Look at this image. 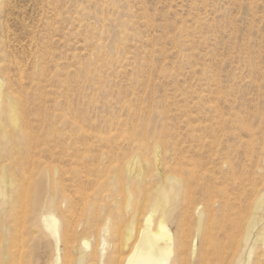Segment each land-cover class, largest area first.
<instances>
[{
    "label": "rangeland",
    "instance_id": "374dc122",
    "mask_svg": "<svg viewBox=\"0 0 264 264\" xmlns=\"http://www.w3.org/2000/svg\"><path fill=\"white\" fill-rule=\"evenodd\" d=\"M3 78L8 79L7 90L23 98V122L22 131L14 132L8 115H0L1 137L7 138L1 140L5 151L0 155V203L1 190L6 188L2 180L7 175L25 192L28 223L24 229L20 223V230L14 231L9 242L16 244L24 236L30 243L22 256L5 258L9 243L4 241L2 223L6 226L12 219L8 208L4 210L0 204V264L48 261L52 246L42 243L47 233L34 224L37 220L33 214L34 198L38 192L43 193L47 181L41 174L22 180V169H27V176L34 170L43 172V163L58 165L56 154L74 153L77 148L84 155L95 156L107 170L111 167L114 183L123 179L124 184V192H113L112 184L111 197H97L96 203L91 200L81 208L77 205L73 212L77 218L85 217L82 220L87 222L90 213L94 216L100 211L101 217H107L105 212H116L115 223L121 224L117 231L125 234L129 219L152 202L155 189L173 168L171 174L185 177L184 185L192 189L193 197H189L194 203L185 222L191 234L197 227L199 211L190 217L191 212L197 206L205 212L207 205L213 210L212 227L208 223L206 228L217 236V245L212 248L209 263L236 264L246 251L250 264H264V242L260 238L264 233V211L256 217L248 240L245 232L255 203L264 194V0H1L0 82ZM10 106L3 99L0 111L4 108L8 112ZM190 125H203V141L200 132L192 137ZM207 142L215 148L210 150ZM134 158L137 162L132 163L133 170H128ZM189 160L197 163L200 176L196 179L186 168ZM107 161L110 166H106ZM138 171L143 181L136 180ZM252 188L253 192L249 190ZM129 192L134 194L132 198ZM130 199L134 203L131 208ZM94 203L100 208L92 207ZM173 212L172 232L184 225L181 199ZM214 226L220 230H213ZM83 237L91 241L88 253L102 243L97 236L98 241L88 234ZM75 246L79 248V243ZM110 248L108 245L107 252Z\"/></svg>",
    "mask_w": 264,
    "mask_h": 264
},
{
    "label": "bare ground",
    "instance_id": "6f19581e",
    "mask_svg": "<svg viewBox=\"0 0 264 264\" xmlns=\"http://www.w3.org/2000/svg\"><path fill=\"white\" fill-rule=\"evenodd\" d=\"M0 3H1V0H0ZM72 59H73V57H72ZM75 69L76 68H74V70ZM77 76H75V78ZM66 78H68V77H66ZM3 80H4L3 82H0V104L3 103V99H6V100H8L10 102V105L11 106H10V109L8 110V112H7V110H5L3 108L0 111V115L1 116H7L8 115L9 123L14 128V132H21L22 131L21 123L23 121L21 122V120H22L21 118L22 117L20 118V116H21L20 115L21 114L20 113V110H21L20 106L22 105L21 102H22V99L23 98H21L20 96L16 95L12 91H8L7 90V87H8L7 85L9 84L8 83V79L7 78H3ZM67 83H66V85H67ZM75 84H77V83H75ZM42 88H43V86H42ZM5 90H7V91H5ZM67 98H69V96ZM5 108H6V106H5ZM216 113H217V111H216ZM60 115H61V113H60ZM222 117H224V115H222ZM216 120H217V117H216ZM195 123L197 124V122H195ZM223 124L224 123H221V125H223ZM201 126L200 125L199 126H196V125L195 126L194 125L193 126L192 125L188 126L189 127V132L191 133L192 137H195V134L198 133V132H200L199 136L201 134L203 135L205 133V132L204 133H201V130H203V125H201ZM247 127L248 126H246V128ZM241 128H242V126H241ZM248 128H247L246 131H248ZM212 130H211V132H212ZM75 131H76V129H75ZM220 131H222V130H220ZM223 132H224V130H223ZM228 132L229 131H227V133ZM258 132L256 131V133H258ZM2 134L3 133H1V131H0V155H1L2 151H5L3 149L1 140H6L7 139L6 137L5 138H2L1 137ZM187 134H189V133H187ZM213 134H212V138H213ZM217 134H219V133H217ZM259 134H260V132H259ZM261 134L263 135L262 132H261ZM202 135L200 137V140L202 138V141H203V138L204 137H202ZM203 136L206 137V134H204ZM252 136H253V134H252ZM226 137H227V135H226ZM195 138H193V139H195ZM218 138L219 137H217V139ZM257 138H258V136H257ZM190 139H191V137H190ZM165 140L167 141L166 136H165ZM191 140H190V142H191ZM200 140H199V142L202 143V141H200ZM209 140L207 139L206 141H209ZM154 141H156V140H154ZM239 141L241 142V139ZM137 142L138 141H136L135 143H137ZM151 142H153V141H151ZM217 142L218 141L216 140V143ZM77 143L78 142H76V144ZM138 143H140V142H138ZM220 143L218 142L217 144L220 145ZM18 144H19V142H18ZM195 144L198 145L199 143L198 142H195ZM213 144H215V142ZM167 145H168V143H167ZM190 145H191V143H190ZM32 146H33V144H32ZM80 146H81V144H80ZM208 146L211 147L210 150L215 148V147L212 148V146H210L209 143H208ZM239 146H241V145H239ZM30 147H31V145H30ZM160 147L161 146L159 145L158 148L160 149ZM88 148H90V147L88 146ZM163 148H162V150H163ZM199 148L202 149V147H199ZM199 148L197 150H199ZM248 149H251V146ZM253 149H254V147H253ZM76 151L74 153H71V152H68V151L62 152V153H59V154H56L55 153L56 155H58L57 159H58V162L60 164L57 163L58 165H55V164L52 165V162L43 163L45 165L43 167L44 170L42 168L43 172H38L37 170H34L33 172H30V174L28 176L26 174L28 172L27 169L26 168H23L22 169V176L20 175L22 177V180H28V177L31 176V175H33V174H41L43 176L44 181H47V185H46L43 193L38 192L37 195L35 196L34 202H33V209H34L33 214L35 215L36 220H37V222H34V224H36L37 226L40 225L42 227V230L45 233H47V235L43 237L42 243H48L49 242L51 244L50 246H52V254H51V256L49 257V259H48V261L46 263H42V264H210L209 263V261H210L209 260L210 259L209 258V255L210 254L212 255V253H211L212 250H213L212 248L216 247V245H217V244L215 245V243H214V239H216L217 236L215 237V235L211 234L210 231H209V229H207L206 227L208 226V223L209 224L210 223H213V220H212V216H214V214L212 212L213 210L210 211L211 208L208 207L209 205H207L205 207L206 208L205 212H201V209L198 208L199 206H197L195 208V210L193 212H191L193 214L190 217L194 216L197 213V211H199L198 212L197 219H196V220H198L197 221L198 222L197 227H195L196 229L194 231V235L191 234V231H189V229L187 227L188 225L185 222H187V220L189 218V210L191 209V207H193L192 204L194 203V202L192 203L193 200L190 198V197H193V196H191L192 189L188 190V188H190V186L188 187L186 185L187 186V190H185V187L186 186L183 183V179L185 177L182 176V178H183L182 179L179 175L171 174L173 168L170 169V170H168L170 174L164 176L163 177V180L161 181V184L155 189L154 196H153V198L151 197L153 199L152 202L150 204H147L146 203V207H145V209L143 208V211H140V213H138L135 216H132L131 219H129V225L126 228L125 234H122V233L120 234L119 231H117L118 229H120L119 225H121V224H116L117 223V221H116V218H117L116 212H115V214H116L115 215V214H113V212H109L107 210L108 213H106V212L104 213V214H107V217L105 215H103L105 217H101L102 215H101V212L100 211H99L100 214H98V215L96 214L95 215V213H94V216H92V214L90 213L89 215L86 216L87 219H88L87 222H85V221L82 220L85 217H82L81 214H80L81 218H77V216H74L73 212L78 208L77 205H80L79 207L81 208V204H83V206H86L87 204H90L91 203V200L92 201H95V199L97 197H101L102 199H106L109 196L111 197L113 195V193L110 194V190L112 189V187L110 189L109 186H111L112 184L115 185L114 188H113V192H116V190H118V189H120L121 192H124V190H123L124 189L123 179H120L121 181H119L117 183H114V182H116L115 179H114V176L111 177V173L114 172V170L112 171V168L111 167H109V169L107 170V167L103 166L102 163L101 164H98L101 161L95 160L96 159L95 156L92 157V156H88L86 154L84 155L85 152H81V151H83V150H81V148L80 149L77 148ZM140 151H141V149H140ZM201 151H204V150H201ZM88 152H89V149H88ZM247 152H246V154H247ZM32 153H31V155L33 156ZM162 153H163V151H162ZM23 154H26V152L23 153ZM195 154H196V151H195ZM208 154H210V153H208ZM256 155H258V153ZM256 157L259 158L258 156H256ZM52 158H55L54 155H53ZM192 158H193V156H192ZM250 158L248 156V158H246V159L249 160ZM109 159H111V158H109ZM119 159H117V161ZM155 159H156V157H155ZM196 160H198V159H195V161ZM200 160H201V158H200ZM226 160L228 161V159H226ZM189 161H190V164H189V166L186 165V168H189L190 169L191 174H192L191 177L194 176V178L196 179L197 175H199V173H200L197 170L198 169V166L196 165L197 163L195 162L196 163L195 164L193 160H189ZM96 162H97L98 165H95ZM136 162H137V159L134 158L130 163H128V165H127L128 168L127 169L128 170L129 169H132L133 170L132 163H133V165H135L134 163H136ZM164 162H166V161H164ZM180 162H181V160H179V164H181ZM20 163H21V161H20ZM41 163H42V160H41ZM104 164H106V162ZM107 164H108V161H107ZM33 165H34V163H33ZM33 165L31 167H33ZM149 165L151 166V163ZM174 165H172V167H174ZM106 166H110V165L108 164ZM119 166H121V164ZM228 166L230 167V164ZM38 167H40V160H39V166ZM144 168H145V165L143 166V169ZM150 168H152V167H150ZM163 168L165 169L166 167H163ZM169 168H171V166ZM203 168H204V166H203ZM141 169H142V167H141ZM120 170H118L119 171L118 174H120ZM134 170H135V168H134ZM162 170L163 169H161V172H162ZM176 170H174L173 172H175ZM249 170H247V171H249ZM253 170L254 169L251 170L252 172L250 174L253 173ZM20 171H19V173H20ZM143 171L145 173V170H143ZM177 171H179V169ZM255 171H256V169H255ZM255 171H254V174H255ZM180 172H181V169H180ZM188 172H189V170H188ZM204 172H205V169H204ZM13 175H12V177H13ZM213 175H214V173H213ZM121 176H119V177H121ZM184 176H186V175H184ZM189 177H190V175H189ZM250 178L253 179V177H250ZM143 179H142V172L141 171H138L136 180H138V181H141L142 180L143 181ZM261 179H262L261 182L264 181V177H262ZM130 180H131V178L129 177L127 181H130ZM236 180H238V178H236ZM112 181H113V183H112ZM190 181H191V179H190ZM259 181H260V179H259ZM259 181H257V183ZM252 182H253V180H252ZM261 182H260V184H261ZM2 183L5 184V187L6 188H5V190L4 189L1 190L2 200H1V203L0 204H1L2 207H4V210H5V207L8 208L9 213L11 214V219H12V220H10V222H7L6 226L2 223V221L0 222V223H2L3 228L5 229V235H6V237H5L4 241L6 242V244L9 243V245H8L9 246L8 247V255H5V258L7 259V258L10 257V258L13 259V258H17L19 255H21V253L23 252V250L27 247V244L29 245V243H30V242L29 243L26 242L27 240L25 241L24 236L22 237L23 239L21 241H19L18 243H16V244H12V243L9 242V239L11 238L10 236H12L13 233L16 234V232H14V231L17 230V228L18 229L20 228L19 227L20 226V223L22 224L23 229L28 224V223H26V219H25L26 211H24V208L26 206V203L24 201V199H25V196H24L25 195V192L22 191V190H20L19 187L15 184L14 180H12V178H10L7 175H5L3 177ZM136 183H137V181H136ZM189 183L190 182H188V184ZM237 183H240L239 180H238ZM243 183H244V181H243ZM262 183H263L262 185L264 186V182H262ZM243 186H244V184H243ZM251 186H252V183H251ZM221 187L222 186H220V188ZM239 187H241V186H239ZM130 188H132V187H130ZM220 188H218V189H220ZM240 189H241V191H243L244 188L243 189L240 188ZM254 189L252 188V189H249V190L252 191ZM108 192H109V194H108ZM183 192H185L184 195H183ZM129 193H130V198H132V196L134 194L132 192H129ZM189 194H190V197H189ZM261 194H263V193H261ZM209 195L210 194H208V196ZM259 195H260V193H259ZM256 196H258L257 193H256ZM216 197H217V195H216ZM259 197H260V198H258L259 200L256 201L257 203H255L256 205H255V211H254V214H253V218L251 219V221L249 222V224L245 228L246 239L247 240L249 239L250 234L252 233V231L255 228V222H256L255 220H256V217L264 211V194L263 195H260ZM194 198H195V196H194ZM180 199L182 200V205L184 206V212L182 213L183 220H184L183 221L184 225H179V226L177 225L178 228H180V229L178 230L176 228V230L174 232H172V230L170 228V222H173V220H174L173 219V213H174L173 212V209H174L175 205L180 201ZM99 202H102V201H99ZM95 203H96V201H95ZM95 203H94V205H92V207H96L97 209H99L100 207L98 206V204H95ZM203 203H206V202H203ZM103 204H104V202H103ZM132 205H134V203L130 199V204L128 205V207L131 208ZM83 206H82V209H83ZM137 207L139 208V206H137ZM89 208H90V206H89ZM91 210H93V208ZM97 211H96V213H97ZM105 211H106V209H105ZM102 212H103V210H102ZM57 213L58 214H61V217L60 218H59L58 215H56ZM77 213H78V211H77ZM10 214H9V217H10ZM19 214L22 215L20 218L18 217ZM119 217H120V215H119ZM155 218L157 219L156 221H155ZM214 218L216 219L217 217H214ZM227 219H229V218L227 217ZM2 220L4 222H6V217H2ZM115 221H116V223H115ZM62 222H63V224H62ZM221 222H222V220H221ZM189 223H190V221H189ZM112 224H113V228H111ZM217 224L216 225L218 227L221 223H218L217 222ZM10 227H12V228H10ZM211 227H212V225H211ZM217 227L214 226L213 227V230L216 228V231H217L219 229V228L217 229ZM231 228H233V227H231ZM238 228H239L238 230L240 231L241 230L240 225L238 226ZM36 230H35V233L37 232ZM232 232H233V230H232ZM17 234H18V232H17ZM22 234L24 235V232H22ZM85 234H88L91 237L94 236V238H96V240L98 239L97 237H99L100 240L102 241V243H98V245L96 246V248H94L91 253H88V250L91 248V241H89L87 237H83ZM26 235L28 236L29 235V232ZM26 235H25V237H26ZM217 235L219 236V234H217ZM95 236H97V237H95ZM228 236H229V233H228ZM232 236H233V234H232ZM260 238H261V241L264 242V233H262L260 235ZM222 239H224V238H222ZM0 241H2V239H0ZM61 242H62V245L63 246L61 245ZM76 243L77 244L79 243V248H77V249L75 248L76 247L75 246ZM238 244L239 243H237V245ZM108 245H109V247H112V248L108 249V252H107ZM101 247H102V249H100ZM76 253H77V256H76ZM188 256H190L189 260L191 259V261H188ZM247 259H248L247 258V252L246 251H243L236 264H250ZM1 264H16V263L15 262H13V263H7V262L4 261ZM215 264H217V263H215Z\"/></svg>",
    "mask_w": 264,
    "mask_h": 264
}]
</instances>
